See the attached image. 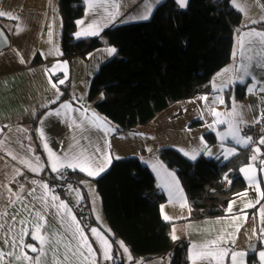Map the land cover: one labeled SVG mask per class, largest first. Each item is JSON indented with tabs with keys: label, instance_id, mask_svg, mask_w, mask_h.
I'll return each mask as SVG.
<instances>
[{
	"label": "crops",
	"instance_id": "0c3cea01",
	"mask_svg": "<svg viewBox=\"0 0 264 264\" xmlns=\"http://www.w3.org/2000/svg\"><path fill=\"white\" fill-rule=\"evenodd\" d=\"M2 1L5 10L9 12L14 10L12 16L18 19H9L7 15L0 16L1 27L6 34L9 33V44L0 50V225H4L0 227V251L5 254L8 252L20 254L23 250L35 258L39 252H31L29 248L21 249L19 244L13 246L11 241L19 238L22 229L26 228L31 233L35 224L41 223L43 226L40 234L47 238V243L43 245L46 255L42 257V264H56L57 259L59 264H87L78 255H74L80 243L79 235L74 234L76 224L67 212L54 206L63 201L71 210V214L76 217L88 243L96 252L94 257L96 264L112 263L113 259L102 258L99 240L90 231L95 227L107 237L113 257V242L106 232L108 226L103 213L104 220L99 216L100 214L96 213L93 205L92 197L96 192L94 179L110 167L115 157H122L126 153H122L128 149L127 145H129V141L125 138L136 130H131L130 133H116L114 124L93 108V102L87 100V94L93 75L101 64L116 55L117 50L109 55L106 50L115 47L104 45L88 52L83 58L76 56L71 61H67L59 53L61 18L57 9V0ZM162 1L164 0H158V2L151 0V14ZM175 1L177 3V0ZM82 2L84 12L76 22L83 21V24L79 25L75 22L73 31L75 39L78 38L74 34L90 23L100 26L102 29L99 32L100 35L111 26L147 20L140 17L146 14L149 0H94L95 7L92 10L89 9L88 0H82ZM113 2L119 5V15L114 20L110 16V13L116 11ZM187 2L188 0L186 5ZM236 3L242 5L245 10L239 11L230 2L240 12L241 21L233 38L231 59L217 74L215 73V77L219 82L216 85L221 88L220 92L228 93L227 106H233L239 112L236 124L240 131L242 124L258 119L260 107L264 103V91H261L264 89V40L255 35L243 36V48L240 44L244 33L250 31L264 33V27H261V24H264V0H236ZM10 5L14 6L11 8ZM17 27L23 30L17 32ZM36 54H39L41 60L32 63ZM21 57L24 59L23 63H21ZM55 64H59L60 67L54 73L45 71ZM225 69L227 71H224ZM59 80H64V83L59 84ZM67 82L70 85V96L57 102L62 94L60 86ZM53 83L58 86V99L57 90L52 88ZM240 84L245 86V95L242 99H236L235 95H232V90ZM213 87L215 84H212L210 90ZM50 100H56V103H49ZM62 104H69L71 108L63 109ZM55 109H60V116L47 115L49 111ZM91 113H95L106 121L108 127H98L92 120ZM41 129H43L44 138H41ZM45 140L47 148L44 147ZM237 141H234L237 148L235 153L241 144ZM159 144L154 150L167 146L164 143ZM174 147L179 149L176 145ZM49 149L58 156L83 152L89 156L99 157L108 153L112 159L106 170L97 176H88L87 172L67 167L53 172L50 166ZM97 149L100 151L97 152ZM255 150L251 149V157L256 155L257 159L253 161L250 157L247 163L239 167V174L245 182V188L228 201L225 213L199 219L189 218L190 204L174 171L160 157L155 156L154 162H151L146 160L144 153L138 155L152 171L156 190L165 196V200L160 204V215L163 219L164 215L170 218L164 220L171 222V237L174 232L177 240L187 242L188 264H193L190 259L193 245L197 246V251H210L214 250V246L210 244L212 241H218V247L227 249L229 252V255H226L219 264H232L231 252L245 253V256L237 257L238 264H253L248 261L250 253H255L256 260L252 262L261 264L259 252L264 251V234H262L264 233V212L261 211L264 209V198L260 194L264 192V161L259 163L258 152ZM13 156L16 158L13 159ZM37 158H39V170L35 172L21 162L31 161L35 166ZM157 162L163 167L153 169L152 165ZM249 165L252 166V171L248 173L240 171ZM16 169L21 174L17 175ZM62 170H70L82 175L81 183L88 193L90 213L98 224L85 227L73 210L82 202L80 186L76 184L62 186L64 193L61 194L55 186L49 185L48 172L59 174ZM169 173L174 175L178 185L173 182V176L168 175ZM249 176L254 177V180H249ZM44 184L48 186L47 195L42 187ZM32 189H35V192H31ZM53 195L58 197V200L53 201L51 198ZM249 203L254 207L245 206ZM230 204L231 212L228 211ZM37 214L43 216L46 223L38 221ZM12 216H15L16 220H12ZM5 240L9 243H4ZM23 240L26 245L40 247L39 242L32 239L30 234L24 235ZM252 243H255L254 250L250 251L249 247ZM204 245H209L208 249H203ZM123 246L125 247L124 244ZM120 250L123 253V264H171L169 255L146 260H132L129 252H124L121 246ZM81 251L88 255L86 249ZM89 259L93 257L90 256ZM3 264H32V261H15L13 257L6 255ZM194 264H217V261L207 257L197 259Z\"/></svg>",
	"mask_w": 264,
	"mask_h": 264
},
{
	"label": "trees",
	"instance_id": "16d2710c",
	"mask_svg": "<svg viewBox=\"0 0 264 264\" xmlns=\"http://www.w3.org/2000/svg\"><path fill=\"white\" fill-rule=\"evenodd\" d=\"M57 9L63 59L83 58L104 45L117 50L93 75L87 94L93 108L114 124L116 133L131 131L173 102L205 92L211 77L229 63L241 21L240 12L229 0H188L185 8L175 0H164L147 20L111 26L98 36L75 39V22L84 12L82 0H57ZM40 60L36 54L32 63ZM60 87L57 102L70 96L68 82ZM234 95L236 99L244 97V84L235 86ZM203 136L207 144L216 141L212 132ZM158 155L183 187L190 204L189 218L199 219L223 215L228 201L245 188L239 167L250 160L251 148L240 147L226 160L200 154L191 161L170 146L160 148ZM48 176L61 187L80 186L81 203L89 210L88 222L83 225L98 224L91 216L81 174L62 170L59 174L48 172ZM94 186L107 235L113 242L115 264L124 263L120 242L132 260L169 255L171 264H188L187 242L172 239L171 222L160 215L165 196L156 190L154 175L138 156L114 159L94 179ZM254 260L255 253L248 254V261Z\"/></svg>",
	"mask_w": 264,
	"mask_h": 264
},
{
	"label": "snow or ice",
	"instance_id": "6c2138e0",
	"mask_svg": "<svg viewBox=\"0 0 264 264\" xmlns=\"http://www.w3.org/2000/svg\"><path fill=\"white\" fill-rule=\"evenodd\" d=\"M156 2H158V0H156ZM231 3L234 4L235 7H237V9L239 11H244V7L240 4L236 3V0H230ZM178 6L183 8L186 7V0H177ZM88 4H89V9L92 10L95 7V3L94 0H88ZM113 7L116 9V11L114 13H110L111 19H115V17L117 15H119V5L116 4L115 2H113ZM151 11H152V3L151 0H149V3L146 6V14L142 15L140 18L141 19H148V17L151 15ZM7 15L9 19H18L15 16H12L11 14H7L4 12H0V16H5ZM79 25L83 24V21H77L76 22ZM252 23H257V21H252ZM22 28L17 27V32L22 31ZM102 29L100 28L99 25L95 24V23H90L87 25V27L82 28L80 31L76 32L74 35L76 36V38H82V37H90V36H98L99 32ZM258 36L260 37L262 40H264V33L261 32H254V31H250L248 33H244L242 34V39L240 41L241 47L243 48L244 46V42H243V36ZM109 55L113 54L116 52L115 48H110L106 50ZM24 62L23 57H21V63ZM60 65L59 64H55L52 66V68L46 69V72H50V73H54L57 69H59ZM224 71H227V69H225ZM220 75V74H218ZM240 79H243V77H239ZM49 80L51 82V77H49ZM59 84H63L64 80H59L58 81ZM227 86V85H225ZM52 88L57 90V99L59 98V92H58V86L56 83L52 84ZM249 91H252V89H249ZM261 91H264V89H261ZM201 99L207 100V97H202ZM219 103H223V100L220 98H217ZM49 103H56V100H50ZM61 108L63 109H69L71 108V105L69 104H62ZM87 114V113H86ZM212 114L214 116H221L223 114L216 112L214 109L212 110ZM235 114V108H233V111L231 113H229L228 115H234ZM48 116L51 115H56V116H60L61 115V111L60 109H55L52 111H49L47 113ZM66 115V113H65ZM91 118L94 122H96V125L98 127H102V128H107V122L104 121L102 118L98 117L95 113H91ZM225 121L223 120H218L216 121V123H224ZM257 123H259V120L257 121ZM211 127V126H210ZM231 125H230V129H231ZM239 132V128L237 127L235 129V131H229V133L227 135H231L233 137H235V134ZM40 134H41V138H44V132L43 129L40 130ZM226 138V134H221V139H225ZM252 138L251 137H246L244 138L242 141L238 140V143H242L245 146H247L249 143H251ZM260 144H264V137H262L259 140ZM44 147L47 148V142L45 140L44 143ZM110 147V145H109ZM221 147H223V145H221ZM100 150L97 149V152H99ZM256 152H259V148H257L255 150ZM186 156L189 155V153L185 152L184 153ZM209 154H211L209 152ZM235 154V149H225V151L222 153V155L224 156L225 159H228L231 155ZM9 155H12L11 153H9ZM16 157L13 156V159H15ZM191 159L195 160L196 159V155H192L190 157ZM111 159L112 157L110 156V154L108 153H104L103 155L99 156V157H95V156H89L82 153L79 154H68L65 153L63 156H58L55 153H53L50 149H49V160H50V166L53 172H58L61 168L63 167H67L73 170H80V171H84L87 172L88 176H97L100 173L104 172L106 170V168L108 167V165H110L111 163ZM115 159H121V157H115ZM251 159L254 161L257 159L256 155H253L251 157ZM39 158H37V164L35 166H33L31 161H21L22 163H25L26 166L33 172L38 171L39 170V163H38ZM153 169H158L163 167L162 165H159V163H154L152 165ZM252 166L249 165L247 168H242L240 169L241 172L244 173H248L250 171H252ZM16 174L19 175L21 174L19 172L18 169L15 170ZM168 175L173 176V182L175 184L178 185V181L175 180V177L173 174L169 173ZM249 180H254V177L249 176L248 177ZM33 183H36V181H33ZM42 187L45 190V195H47L48 193V186L47 184L42 185ZM259 190V189H258ZM9 192H11V189H9ZM31 192H35V189H32ZM246 195V193L244 194ZM261 197L264 198V192H261ZM53 201L58 200V197H56L55 195H53L52 197ZM43 199V198H42ZM259 201H257L258 203ZM55 207H57L58 209H63L65 212L68 213V215L71 217V220L76 224V228H75V232L74 234H78L79 235V239H80V243L77 247V251L76 253H74V255H78L82 261L87 262V264H96V260L94 259L96 252L92 249L91 245L88 243L87 241V237L84 235V231L83 228L80 226L79 222L76 221V217L73 216L71 214V210L68 208L67 204L64 203L63 201H60L59 204L54 205ZM246 207H254L253 204L249 203L247 205H245ZM232 208H231V204L229 205L228 211L231 212ZM163 211V209H162ZM262 212H264V209L261 210ZM4 215H7V213H4ZM12 220H16L15 216L11 217ZM164 219L165 220H169L170 218L167 215H164ZM246 219V217H245ZM37 220L38 221H44L46 223V220L43 216H40L39 214H37ZM21 223H24V221H21ZM42 224L41 223H36L34 230L29 233L28 229H22L21 233L19 235L18 239H13L11 241V243L13 244V246H16L17 244H19L21 246V249L23 248H29L31 250V252H39V255H37L35 258L29 256L27 254V252H24L23 250L21 251L20 254H14L13 252H8L7 254H5L3 251H0V264H3L4 258L5 256H10L13 257L15 261H21V260H25V261H32V264H42V257L44 255H46L43 245L45 243H47V238L40 234L41 232V228H42ZM0 227H4V225H0ZM91 233H93L97 239L99 240L100 243V249L102 250V258L104 260H112V254H111V244L109 243L107 237H105L100 231H98L97 228L93 227L90 229ZM26 234H30L32 239L36 240L39 242L40 247L37 248L34 245H26L24 244V240L23 237ZM264 234V233H262ZM172 239H177V237L175 236L174 232L172 235ZM4 243H9L8 240H5ZM232 243H234V241H232ZM210 244L212 246H214V250H210V251H197V246L193 245V248L191 250V256L190 259L194 262L197 259H203V258H207V257H212L217 261V264H219L220 261L223 260V258L226 255H229V252L227 249H223L218 247V241H212L210 242ZM120 246L124 248V252H128V249L126 247L123 246V242H120ZM209 245H204L202 246L203 249H208ZM81 249H86L88 255H85L84 251H81ZM93 257V259H89V257ZM245 256L244 252H231L230 253V258L232 261V264H238L237 261V257H243ZM130 258V257H129ZM65 260H67V256H65ZM259 260L261 261V264H264V251H260L259 252ZM56 264H59V260L57 259Z\"/></svg>",
	"mask_w": 264,
	"mask_h": 264
},
{
	"label": "rangeland",
	"instance_id": "374dc122",
	"mask_svg": "<svg viewBox=\"0 0 264 264\" xmlns=\"http://www.w3.org/2000/svg\"><path fill=\"white\" fill-rule=\"evenodd\" d=\"M10 6L12 8L14 5ZM0 12L14 15V10L10 12L5 10L2 0H0ZM218 83L214 74L208 81V88L205 92L173 102L153 117L148 123L136 126V131H134V133H130L132 131H127L131 134L125 138L129 141V145H127L128 149L122 152L126 153L123 154L121 158L136 157L144 153L146 160L154 162L153 158H155V156L160 157L158 155V150L166 146L158 148L157 151L154 149L160 145L159 143H161V145L164 143L170 147H174L175 145L178 146V151L191 161H193V159L190 158L192 155H196L197 158L200 154L205 158H220L221 160H226L222 155L225 149H235L236 151L237 148H235L234 141L243 140L246 137L240 132L241 130L235 134V137L227 135L229 131L234 132L237 128L236 121L238 120L239 112L235 108V114L231 116L228 115L233 111L234 107L231 106L233 103L230 105L231 107L227 106L228 101L226 98L228 93L220 92L221 88L217 86ZM212 84H215V87L210 90ZM234 88L232 90V95H234ZM214 89L216 90L215 92ZM202 97H207V100L201 99ZM217 98L222 99L223 103H219ZM213 109L223 115L219 117L214 116L212 114ZM218 120H223L225 122L216 123ZM230 125L232 126L231 129ZM205 132L214 133L216 138L214 144H207L203 136ZM222 133L226 134V138L223 140L221 139ZM221 145H223V147H221ZM239 147H244V144L241 143ZM185 152L189 153V155L186 156L184 154ZM209 152L211 154H209ZM92 200L96 213L98 215L100 214L99 216L102 218L101 203L96 192Z\"/></svg>",
	"mask_w": 264,
	"mask_h": 264
},
{
	"label": "built area",
	"instance_id": "2783aa9c",
	"mask_svg": "<svg viewBox=\"0 0 264 264\" xmlns=\"http://www.w3.org/2000/svg\"><path fill=\"white\" fill-rule=\"evenodd\" d=\"M259 120V123L257 121ZM240 130L242 134L245 137H251L252 141L249 143V147L251 149H257L259 148L258 152V161L259 163H262L264 161V144H260L259 140L264 137V103H262L258 119L253 122L245 123L240 126ZM223 184H228V181L224 178ZM49 185L55 186L61 194H63V189L53 181L49 180ZM74 212L78 216L79 220L82 224H86L88 222V206L84 203H81L73 208ZM116 262L113 261L109 264H115ZM253 264H256L255 262H252Z\"/></svg>",
	"mask_w": 264,
	"mask_h": 264
},
{
	"label": "water",
	"instance_id": "95a60500",
	"mask_svg": "<svg viewBox=\"0 0 264 264\" xmlns=\"http://www.w3.org/2000/svg\"><path fill=\"white\" fill-rule=\"evenodd\" d=\"M9 44V37L6 34V32L4 31V29L1 27L0 25V50L4 47H6ZM255 245V243H252L249 247L250 251H253L254 248L253 246Z\"/></svg>",
	"mask_w": 264,
	"mask_h": 264
}]
</instances>
